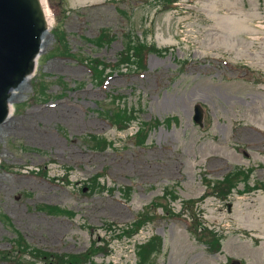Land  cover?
Segmentation results:
<instances>
[{
    "label": "rangeland",
    "instance_id": "374dc122",
    "mask_svg": "<svg viewBox=\"0 0 264 264\" xmlns=\"http://www.w3.org/2000/svg\"><path fill=\"white\" fill-rule=\"evenodd\" d=\"M169 2L47 0L65 38L61 50L71 55L53 51L51 31L37 75L17 92L12 121L1 128L0 264H46L25 244L59 255L88 251L87 264H137L135 245L154 236L162 250L151 262L146 252V264H264V191L256 185L264 182L257 132L264 129V46L234 38L243 35V18L264 16V0ZM217 5L237 19L215 17ZM102 30L115 39L96 47L88 39ZM130 36L161 55L150 54L144 72L124 60L104 82L91 74L101 60L114 65ZM196 104L206 110L203 127L194 122ZM127 110L136 120L120 131L107 113ZM168 117L179 121L152 130L140 146L141 124ZM238 168L252 173L231 196L196 202L207 182ZM41 204L72 216L41 212ZM139 218L132 239L116 231ZM200 226L222 238L220 253L201 243Z\"/></svg>",
    "mask_w": 264,
    "mask_h": 264
},
{
    "label": "water",
    "instance_id": "95a60500",
    "mask_svg": "<svg viewBox=\"0 0 264 264\" xmlns=\"http://www.w3.org/2000/svg\"><path fill=\"white\" fill-rule=\"evenodd\" d=\"M46 33L40 0H0V126L9 115L12 94L24 88L25 84L17 89L35 69ZM48 35L44 38V49ZM14 89L17 90L12 93ZM12 111L8 122L12 121ZM202 118L203 110L198 106L195 119L202 124Z\"/></svg>",
    "mask_w": 264,
    "mask_h": 264
},
{
    "label": "trees",
    "instance_id": "16d2710c",
    "mask_svg": "<svg viewBox=\"0 0 264 264\" xmlns=\"http://www.w3.org/2000/svg\"><path fill=\"white\" fill-rule=\"evenodd\" d=\"M98 46L100 45L101 42H98L96 40L95 42ZM142 52V48H135L132 49L130 46L127 47V49L125 50V52L123 53V56L125 58H140V53ZM46 209H48V211L52 212V213H63L62 210L60 209H54L52 207H46ZM132 231V228L130 229ZM126 231V230H124ZM143 256V255H142ZM55 257V259H61L60 263L61 264H83V262L85 261L86 256L85 255H71V256H67L64 258H60L58 256H52Z\"/></svg>",
    "mask_w": 264,
    "mask_h": 264
},
{
    "label": "bare ground",
    "instance_id": "6f19581e",
    "mask_svg": "<svg viewBox=\"0 0 264 264\" xmlns=\"http://www.w3.org/2000/svg\"><path fill=\"white\" fill-rule=\"evenodd\" d=\"M48 11H49V10L47 9V10H46V14H47V17H48L49 27H50V29H51V26H52V17H51V15H50V13H49ZM49 36H50V34L48 35V38H49ZM48 38H47V40H48ZM29 81H30V80H29ZM29 81L26 82V85L28 84ZM26 85H24V87H25ZM19 91H20V90H19ZM17 92H18V91L14 92V97H15V95L17 94ZM13 112H14V109H13V111H12V117L14 116ZM1 128H2V127H0V131H1Z\"/></svg>",
    "mask_w": 264,
    "mask_h": 264
}]
</instances>
